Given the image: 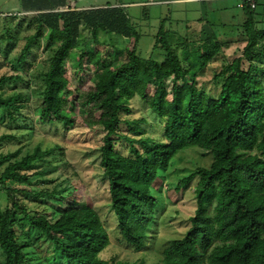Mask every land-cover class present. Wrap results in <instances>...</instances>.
Here are the masks:
<instances>
[{"label": "trees", "instance_id": "16d2710c", "mask_svg": "<svg viewBox=\"0 0 264 264\" xmlns=\"http://www.w3.org/2000/svg\"><path fill=\"white\" fill-rule=\"evenodd\" d=\"M66 2L21 0L19 13L37 12L23 19L25 30L32 27V32L21 37L24 30L20 33L19 21L15 32L7 26L1 38L11 44L23 41L15 59L22 66L41 47L42 40L46 45H55L43 74L37 120L40 124L55 122L72 128L75 115L69 107H78L88 116L89 125L101 127L99 164L121 239L135 248L144 246L158 205L151 190L158 171L167 169L179 150L197 146L209 152L213 160L208 167H198L178 182L176 189L180 190L196 180V207L185 234L162 249L159 264H264V86L256 75H264V68L251 63L248 69L243 68V62L264 60V42L260 43L264 32L256 29L254 9H242L246 43L241 56L215 74L219 92L213 97L197 86L196 77L222 51L214 33L193 42L187 38L171 42L161 26L153 45V50L163 52L164 58L158 62L137 54L139 35L124 8L107 5L62 10ZM84 30L95 44L101 43L100 34L129 38L133 44L130 49L112 44L109 53L85 51L88 41L84 40L83 48L80 45ZM173 46H180V53ZM68 59L76 60L75 66L82 71L92 68L103 74V82L84 96L70 91L65 74ZM16 69L0 75V114L6 126L14 129L13 133L0 135V150L14 140L18 142L25 120L32 121L23 92L2 93L22 81ZM136 97L163 120V142L121 133V112L128 111L130 101ZM124 123L128 132L139 136L144 133L137 121ZM119 141L128 145L127 155L115 149ZM21 149L0 152V167L5 165L0 172V186L10 198L9 205L0 211V264H26L24 250L40 242L49 248L47 264H129L100 257L110 240L91 206H79L73 200L72 207L62 211L66 216L63 224L29 214L15 195L19 191L8 189L5 182L28 184L30 171L40 177L52 172L54 168L38 164L53 157L59 147L36 146L18 159ZM43 192L54 195L58 191ZM23 225L34 232L33 236L23 231Z\"/></svg>", "mask_w": 264, "mask_h": 264}, {"label": "rangeland", "instance_id": "374dc122", "mask_svg": "<svg viewBox=\"0 0 264 264\" xmlns=\"http://www.w3.org/2000/svg\"><path fill=\"white\" fill-rule=\"evenodd\" d=\"M31 1L37 2V0ZM239 2L240 0H187V2L183 1V4H177L179 2L169 1L164 6H148L147 10L144 11L146 15H142L141 10L137 13L131 12L129 13L130 20L139 35L136 52L144 59H153L158 62L163 60L162 50H153L156 38L153 28L158 27V21L164 18L166 20L162 23L163 29L169 30L172 27L173 30H177L176 33H173L174 36L169 39L170 41L172 38L186 37L185 34L187 33L181 30V27L184 28L185 26L189 29V27H201L204 24L206 28L203 32H190L187 38L188 42L205 38L212 32L217 38L222 34L223 37L220 38L222 39V52L196 77L197 86L203 87L207 93L216 97L219 92V85L214 81L215 74L220 71L223 65L241 56L242 48L246 43L241 26L238 27L243 11L237 7ZM20 5L21 0H0V75L8 73L10 68H17L16 70L22 76V81L16 82L15 87L6 88L2 93L6 95L16 90L23 92L29 103L28 110L32 121L25 120L26 124L22 126L20 134H18V142L14 140V142L8 143L0 152L14 151L21 147L18 157L20 159L32 152L36 146L41 149L57 146L59 150L45 163L38 164L39 167L54 168L52 172L40 177L32 175L33 170L29 172L28 184L7 180L5 186L8 189L19 191L15 195L27 208L29 214L36 217H46L53 224L65 223L66 216L62 215V211L71 208L73 200L79 206H91L100 216L110 240L109 245L100 253V257L105 260L114 259L129 264H159L162 249L170 241L179 239L185 234L189 228V218L193 215L196 207L193 192L196 180H193L188 187L180 190L176 189V186L181 179L187 177L196 168L208 167L213 160L212 155L197 146H188L173 156L167 169L158 171V176L151 189L158 205L154 220L147 230L144 246L135 248L125 243L121 239L114 214L110 209L107 183L99 164V147L103 136L101 127L89 125L87 123L88 116L83 115L78 107H69L75 115L72 128H65L62 124L55 122L40 124L37 120L36 113L41 105L43 90V74L48 67L49 58L55 45H46L45 40H42L41 47L28 57L24 66L15 63L23 41L19 40L15 44H11L1 36L5 35L7 26L15 32L14 26L19 21H22L20 33L24 30L21 37L32 32V27L29 31L25 30L26 22L23 19L37 13H19L21 11ZM254 11L264 15V6L261 0H257ZM14 15L17 18H11ZM200 17H203V20H197ZM225 24L229 26L228 29H226ZM232 35L235 36L231 37ZM21 37L19 35V38ZM99 38L101 43H93L89 33L84 30L80 45L83 48V42L87 40L88 47L83 48L85 51L94 49L102 53H109L112 51V44L120 47V49H130L133 44L131 39L121 41L122 38L115 35L100 34ZM261 42H264V39H260ZM173 47L180 53V46ZM75 62L76 60L73 59L67 60L65 74L69 81L70 91L76 90L80 96H84L92 90L95 84L103 82L104 75L94 72L91 70L92 68L82 71L75 66ZM250 63L253 66L264 68V60L261 58L243 62V68L248 69ZM256 75L261 79L264 86V75L260 72ZM167 86L170 87L169 81H167ZM120 116L122 119L121 133L136 138L148 137L154 142L164 141L163 120L151 112L138 97L130 101L128 111L121 112ZM132 120L137 121L143 129L144 133L141 136L128 132L124 122ZM13 132L14 129L6 126L5 120L0 114V135ZM115 149L124 155L128 154V145L124 141L115 144ZM4 167L5 165L0 167V172ZM42 180L45 182L42 183ZM64 185L66 188L63 187ZM44 189H47V192L56 189L58 192L54 195H48L43 192ZM9 199L7 192L0 186V211L9 205ZM61 217L62 220H60ZM23 231L28 232L30 236L34 234L27 225H23ZM48 250V245L42 242L34 248L25 249L26 264H47L45 257Z\"/></svg>", "mask_w": 264, "mask_h": 264}, {"label": "crops", "instance_id": "0c3cea01", "mask_svg": "<svg viewBox=\"0 0 264 264\" xmlns=\"http://www.w3.org/2000/svg\"><path fill=\"white\" fill-rule=\"evenodd\" d=\"M156 3H154V4H149L148 3V0H117V1H111V0H67V2H66V5L64 6V8L63 9H67V8H69V10H77V11H82V10H88V9H94V8H103V7H105V6H107V5H109V6H112V7H122V8H124L125 9V11H126V13L128 14V16H129V13H137V12H139L140 10H141V12H142V15H146L145 14V12L144 11H146L147 10V7L148 6H164V5H167L168 3H169V1H173V2H179V3H177V4H183L182 2L183 1H185V2H187V0H154ZM194 1H196V0H194ZM262 1V4H263V6H264V0H261ZM197 2H199V1H197ZM208 2H210V1H208ZM255 2H256V6H257V0H255ZM203 8V7H202ZM243 9V8H242ZM255 9H256V7H255ZM254 9V10H255ZM142 17V16H141ZM245 15H244V12L242 11V17L240 18V20H239V26L238 27H240L241 26V31L243 32V27H242V25H243V23H244V21H245ZM164 20H166L165 18L164 19H161V20H159L158 21V27H156V28H153V33L155 34V35H157V33H158V31H159V28L162 26V23H163V21ZM197 20H203V17H200V18H198ZM254 22H255V26H256V29L257 30H259V31H262V32H264V15L263 14H261V13H256L255 12V14H254ZM172 25H173V23H172ZM226 25V24H225ZM227 26V28L226 29H228L229 28V26L228 25H226ZM183 27H181V30H183L184 31V33L186 32L187 34H185V36L186 37H180V38H188L189 37V34H190V32H195V31H199V32H203V31H205V26H204V24H202L201 25V27L199 26H192V27H189V29L185 26L183 29H182ZM208 29H209V31H210V28L208 27ZM225 29V28H224ZM164 30L166 31V32H168L169 34H167V37H168V39H170L171 37H173L174 36V34L173 33H176V31L177 30H173V28L171 27L169 30L168 29H165L164 28ZM236 30V29H235ZM223 31V30H222ZM226 31V30H225ZM138 33V32H137ZM213 33V32H212ZM212 33H210V34H212ZM209 34V35H210ZM215 34V33H214ZM244 34V33H243ZM115 36H117V35H115ZM224 36H226L225 34H224ZM229 36V35H228ZM235 35H232L231 37H234ZM119 37H121L122 39H121V41L122 40H127V39H129V38H124V37H122V36H119ZM219 38H217L218 39V41L220 42V44H222L221 42H222V39H220L221 37H223L222 36V34L221 35H219L218 36ZM174 39H176V38H172V40H171V42L174 40ZM132 40V39H131ZM118 41H120V40H118ZM221 47H222V45H221ZM122 49H126V48H122ZM222 52V51H221Z\"/></svg>", "mask_w": 264, "mask_h": 264}, {"label": "built area", "instance_id": "2783aa9c", "mask_svg": "<svg viewBox=\"0 0 264 264\" xmlns=\"http://www.w3.org/2000/svg\"><path fill=\"white\" fill-rule=\"evenodd\" d=\"M149 4H154L156 3L154 0H148ZM244 6L250 7V9H255L256 7V2L255 0H240V2L237 4L238 8H243ZM62 10H67V9H62Z\"/></svg>", "mask_w": 264, "mask_h": 264}]
</instances>
